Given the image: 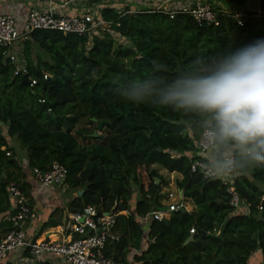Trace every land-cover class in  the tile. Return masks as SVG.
<instances>
[{
    "label": "trees",
    "instance_id": "1",
    "mask_svg": "<svg viewBox=\"0 0 264 264\" xmlns=\"http://www.w3.org/2000/svg\"><path fill=\"white\" fill-rule=\"evenodd\" d=\"M246 1L230 0L227 7L245 9ZM246 11L241 25L226 14L214 24L186 13L170 17L147 7L107 5L101 15L108 26L99 27L91 45L88 33L35 30L23 51L34 86L23 83L24 74L0 47V210L8 207L11 182L25 193L34 167L45 171L58 162L68 168L65 184L77 190L68 212L95 206L119 213L107 257L123 264H261L264 166L235 174V188L248 207L235 212L222 180L192 171L198 138L185 128L187 117L130 103L121 93L127 79H171L197 57L208 59L264 37V17ZM100 121L107 123L101 127ZM95 131L101 133L93 136ZM13 138L26 152L22 162ZM155 165L182 175L177 185L192 211H166L162 190L168 182ZM160 210L162 220L150 215ZM63 211L55 210L44 226L61 224Z\"/></svg>",
    "mask_w": 264,
    "mask_h": 264
},
{
    "label": "built area",
    "instance_id": "2",
    "mask_svg": "<svg viewBox=\"0 0 264 264\" xmlns=\"http://www.w3.org/2000/svg\"><path fill=\"white\" fill-rule=\"evenodd\" d=\"M44 1L47 2L48 7L46 9L31 8L23 23H20L13 14L0 13V47L3 49L5 57H10L16 63V72L20 71L24 75H28L27 68L24 61L23 66H20L17 48L19 43L28 40L35 30H57L65 34L79 35L88 33L89 45H91L93 36L101 32L99 27L103 29L108 26L101 15L103 7L110 5L108 2L103 5L101 2H95V0ZM138 3L140 8L147 7L150 11H161L170 17L186 13L200 23L218 24L219 16L226 14L236 19L241 25L248 14L245 9H229L220 3H216V5L221 6L217 9L209 0H138ZM76 5L83 8L82 12H65L66 9ZM258 14L262 15L259 10ZM112 32L119 35L116 31ZM48 77L49 74L45 73L44 78L47 79ZM29 79L31 81L30 86L37 83V79L31 77ZM196 146L198 152L192 161V171L200 172L206 179L222 180L227 186L229 204L235 212L248 211L246 203L235 188L234 177L236 175L228 178L208 176L204 166L205 156L199 150V141H197ZM68 173V168L65 165L55 162L50 169L45 171L34 167L31 176L37 182L39 191L44 192L52 186L65 184ZM8 189L15 205V211L9 217L14 228L0 239V261L7 259L11 252L24 250L28 253L26 264H123L107 257L104 253L106 243L110 238H114L112 231L119 213L99 210L95 206H87L82 213H73L69 216L64 227L68 233V240H33L27 234L26 225L37 218V211L33 208L30 197L21 190L16 182H11ZM181 209L190 211L182 202L169 204L166 211ZM150 215L162 220L165 211H153ZM190 232L195 233V228H192ZM53 258L60 263L53 261ZM261 264H264V259Z\"/></svg>",
    "mask_w": 264,
    "mask_h": 264
},
{
    "label": "clouds",
    "instance_id": "3",
    "mask_svg": "<svg viewBox=\"0 0 264 264\" xmlns=\"http://www.w3.org/2000/svg\"><path fill=\"white\" fill-rule=\"evenodd\" d=\"M121 93L130 103L186 116L185 128L197 135L208 176L228 178L264 166V37L208 59L197 57L171 79H127Z\"/></svg>",
    "mask_w": 264,
    "mask_h": 264
},
{
    "label": "crops",
    "instance_id": "4",
    "mask_svg": "<svg viewBox=\"0 0 264 264\" xmlns=\"http://www.w3.org/2000/svg\"><path fill=\"white\" fill-rule=\"evenodd\" d=\"M133 1L138 3V0H117V4L113 3V6L119 8V4L124 6L130 5ZM215 3H220L223 6H227L224 4L222 0H211ZM131 6V5H130ZM48 7L47 2L44 0H0V13H10L17 17L20 23H23L27 17V14L31 8H39V9H46ZM132 8L136 9L139 8L140 5L138 3V7L131 6ZM83 8L76 6H71L69 9H66L65 12H82ZM256 11V10H254ZM11 145L14 147V154L19 159V161H23L26 158V152L22 149L17 142L16 138L12 139ZM162 169V168H158ZM165 170V169H162ZM167 171V170H165ZM168 172V171H167ZM170 173V172H169ZM177 174L178 173H171ZM27 182L30 187H26L25 193L30 197L31 203L33 208L37 211V218L29 222L26 225L27 234L33 240L39 239H47L53 241H62L68 240V233L65 231V224L69 220V216L73 213L68 212V205L72 198L70 199L68 196L72 193V189L67 191V189L59 187V185H55L50 187L47 191L40 192L37 182L33 179L31 175L27 176ZM181 176L177 177L176 180L180 179ZM168 182V181H167ZM177 193L179 195L178 199L173 202H182L186 206V201L184 200V196L181 197V190L178 188ZM172 197L174 194H171ZM190 203V201H187ZM191 204V203H190ZM190 211L193 210L194 205L191 204ZM57 209H63V217L62 222L58 226H50L45 227V222L48 221L49 216ZM15 211V205L13 198L10 199L8 207L5 205L0 210V239L8 232V230L12 227V223L9 221V217L13 215ZM150 217V216H149ZM149 217L145 220L149 221ZM148 225V224H147ZM28 257L27 251L24 250H17L11 252L7 259L1 260L0 264H26ZM53 261L56 263H60L56 259L53 258ZM257 262V260H256ZM260 264V262H257Z\"/></svg>",
    "mask_w": 264,
    "mask_h": 264
},
{
    "label": "rangeland",
    "instance_id": "5",
    "mask_svg": "<svg viewBox=\"0 0 264 264\" xmlns=\"http://www.w3.org/2000/svg\"><path fill=\"white\" fill-rule=\"evenodd\" d=\"M124 1V0H123ZM224 2V4H227L230 0H222ZM100 2L102 4L104 3H109L110 5L113 4V3H116L117 4V0H100ZM131 6H135V7H138V3L136 1H133L131 4ZM126 6L122 5V4H119V9L121 10H124ZM246 10L248 11H254V10H259L260 11V6H259V0H247L246 1V4H245V7H244ZM115 37H117V39H120L121 36L119 35H115ZM17 50L19 51V61H20V66L22 67L23 66V51H24V42H21L19 43L18 45V48ZM97 133H101L100 131H97ZM153 168H159L158 165H155L153 166ZM159 173L168 181V184L165 185L163 187V194H164V199H163V204L168 207L169 204L173 203V201L177 200L179 195L177 193V190H178V185H177V177L181 176V174L177 175V174H171L165 170H162V169H159ZM61 188H66L67 191H70V186L68 184H64V185H61L59 186ZM72 193H70V195L68 196L70 199L71 198H74V196L77 194V190L76 189H72L71 190ZM171 194H174V196L172 197ZM191 204H193L192 202H190ZM189 202L186 201V207L190 208V206H192ZM193 207V206H192ZM192 209V208H190ZM194 209V208H193ZM148 224V223H147ZM145 225L144 227L146 228L148 225Z\"/></svg>",
    "mask_w": 264,
    "mask_h": 264
},
{
    "label": "water",
    "instance_id": "6",
    "mask_svg": "<svg viewBox=\"0 0 264 264\" xmlns=\"http://www.w3.org/2000/svg\"><path fill=\"white\" fill-rule=\"evenodd\" d=\"M259 6H260V12H261V14H262L261 16L264 17V0H259ZM233 9H234V10H239L240 7H239V6H233ZM30 82H31V81H30L29 77H28L27 75H24V76H23V83H25V84H30ZM93 120L96 121V118H93ZM99 123H100L99 126L102 127L105 123H107V121H100ZM97 135H98V133H97V131H95V132L93 133V136H97ZM126 167H127V165L125 166V168H126ZM158 181H159V180H158ZM87 188H88V185L85 184L84 188H83L82 190L79 191V195L84 194ZM181 196L183 197V191H182V190H181Z\"/></svg>",
    "mask_w": 264,
    "mask_h": 264
}]
</instances>
